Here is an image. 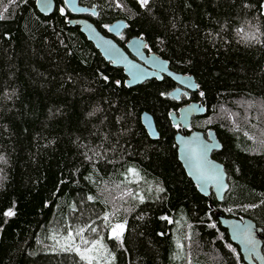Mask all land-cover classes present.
I'll return each instance as SVG.
<instances>
[{
	"label": "trees",
	"instance_id": "16d2710c",
	"mask_svg": "<svg viewBox=\"0 0 264 264\" xmlns=\"http://www.w3.org/2000/svg\"><path fill=\"white\" fill-rule=\"evenodd\" d=\"M56 2L44 15L36 0H0V264H89L81 253L96 240L91 264H246L219 215L252 218L264 240V0H78L106 35L127 22L124 48L144 37L193 75L199 91L180 99L169 77L129 87ZM192 101L207 111L188 132L222 143V202L179 160L170 114Z\"/></svg>",
	"mask_w": 264,
	"mask_h": 264
},
{
	"label": "water",
	"instance_id": "95a60500",
	"mask_svg": "<svg viewBox=\"0 0 264 264\" xmlns=\"http://www.w3.org/2000/svg\"><path fill=\"white\" fill-rule=\"evenodd\" d=\"M38 10L44 15L53 14L57 10L56 0H36ZM71 12L67 20L69 26H78L81 32L100 51L103 57L114 67L123 68L127 76L126 84L136 87L152 79L163 80L164 76L176 83L171 96L180 99L184 93H196L199 85L193 75L183 74L171 69L168 60L156 52H147L148 42L144 37H132L121 46L116 37L121 36L127 28L125 20H118L108 27L110 35L104 34L86 17L90 10L81 6L78 0H65ZM93 12H95L93 10ZM206 107L201 101H192L183 105L178 112L172 111L171 120L180 127L175 135L178 156L187 175L205 197L215 195L219 202L224 200L229 190L228 174L225 166L213 157V153L222 149V143L213 129L207 133L189 129L195 117L206 114ZM142 123L152 139L160 134L152 114L144 112ZM222 226L228 231L231 241L236 244L246 264H264V240L261 237L263 228L249 217H228L219 215Z\"/></svg>",
	"mask_w": 264,
	"mask_h": 264
},
{
	"label": "snow or ice",
	"instance_id": "6c2138e0",
	"mask_svg": "<svg viewBox=\"0 0 264 264\" xmlns=\"http://www.w3.org/2000/svg\"><path fill=\"white\" fill-rule=\"evenodd\" d=\"M139 4L142 6V7H145L147 8V6L149 5L150 3V0H138ZM119 6V5H118ZM5 11H7V9H5ZM5 17L3 16V14H0V19H4ZM242 31V30H241ZM105 79H107V77H105ZM3 158L0 157V160H2ZM135 174V173H134ZM15 213L11 210H9L8 212L5 213V215L7 216H12L14 215ZM109 217L108 216H105L104 217V220L105 221H108ZM166 219V218H165ZM124 228H125V225L122 224V223H117L115 225H113L111 227V235L113 238H115L116 240H122V236H123V232H124ZM83 230H81L82 232ZM93 231H95V229H93ZM85 244L88 243V241H84ZM104 246L103 244L101 243V240H96V241H93L92 242V247L91 248H87L85 249V251L83 253H81V257L85 260H88L89 261V264H91V260L93 259V257L91 256H88L86 255L87 252H92V251H99L100 249H102ZM77 252L80 251L79 248L76 249Z\"/></svg>",
	"mask_w": 264,
	"mask_h": 264
},
{
	"label": "flooded vegetation",
	"instance_id": "af4514ba",
	"mask_svg": "<svg viewBox=\"0 0 264 264\" xmlns=\"http://www.w3.org/2000/svg\"><path fill=\"white\" fill-rule=\"evenodd\" d=\"M164 77H167V76H164ZM164 79V78H163ZM162 81V80H161ZM186 94V93H185Z\"/></svg>",
	"mask_w": 264,
	"mask_h": 264
},
{
	"label": "rangeland",
	"instance_id": "374dc122",
	"mask_svg": "<svg viewBox=\"0 0 264 264\" xmlns=\"http://www.w3.org/2000/svg\"><path fill=\"white\" fill-rule=\"evenodd\" d=\"M124 230H125V228H124ZM110 236H112L111 234H110ZM87 249V248H86Z\"/></svg>",
	"mask_w": 264,
	"mask_h": 264
}]
</instances>
